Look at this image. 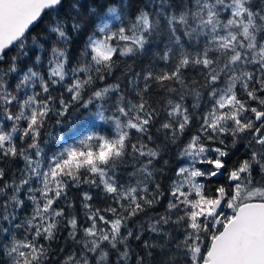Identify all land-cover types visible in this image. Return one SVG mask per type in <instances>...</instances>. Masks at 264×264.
Returning a JSON list of instances; mask_svg holds the SVG:
<instances>
[{"label": "snow or ice", "instance_id": "1", "mask_svg": "<svg viewBox=\"0 0 264 264\" xmlns=\"http://www.w3.org/2000/svg\"><path fill=\"white\" fill-rule=\"evenodd\" d=\"M165 4L166 0H160L156 18L142 8L134 19L126 21L128 5L124 0H113L106 9L104 5L99 9L89 8L87 18L80 11V0H72L69 9L63 12L64 0H0V61L5 50L18 46V55L0 69V118L11 122L10 129L0 128V154L19 155L25 161V174L19 183L13 181L0 187V252L10 264H45L50 249L40 240L55 239L65 215L64 209L55 208V204L65 196L69 180L73 184L102 188L117 205L93 210L89 204L92 196L88 192L83 194L90 221L83 228L86 251L99 252L97 264H103L109 255L104 245L117 250L122 245L118 261L128 264L129 238L139 241L141 236L131 229L124 235L123 229L130 218L159 203L164 195L161 185L154 180L157 170L153 162L160 155V146L149 147L142 139L133 143L131 137V130L146 134L159 115V110L146 99L152 82L168 94H179V100L167 99L164 105L167 118L158 131L170 130L171 136L166 139L175 144L194 118L201 123L179 151L185 160L175 170L176 178L169 186L167 209L158 218H150L155 222H149L148 229L167 237L164 226L184 225V237L176 243L175 251L182 253L187 264H264V5L256 8L250 0H187L178 13L168 14L164 11ZM45 11L53 13L47 33L56 37L50 49L47 78L34 70L36 65L21 75L18 61L27 55L24 51L27 34ZM161 17L166 22L171 46H166L159 58L165 62L175 59L173 67L160 72L149 68L135 73L136 79L130 83L137 89L138 100L128 99L117 83L95 90L88 100L82 101L83 91L94 79L103 80L112 73L116 54L128 56L145 50L150 38L160 30ZM86 28L90 32L81 52L83 62L69 69V29L80 34ZM182 36L189 41L204 37L203 48L189 51ZM32 43L37 44V37H32ZM38 47L43 49V45ZM41 59L37 55L36 64ZM189 66L200 67L203 84L195 79L186 80L184 70ZM12 74L19 76L14 90L7 80ZM69 74L72 82L66 85V90L71 101H82L85 110L95 103L96 112L91 115L95 120L111 124L112 134L89 131L83 135L72 133L67 138L57 136L58 150L47 156L39 139L49 113L55 111L62 117L70 107L61 98L60 108L55 109L50 88L63 84ZM141 76L143 88H139ZM116 93L120 94L109 104ZM202 93L209 98L207 109L194 116L185 107V96H193V108L198 109ZM250 101L256 106H250ZM22 123L26 126L21 127ZM92 127L96 125L93 123ZM16 136L23 142L30 139L31 143L18 149ZM243 136L249 137L244 145L246 158L234 161L229 167L233 149ZM147 139L153 138L149 135ZM129 161L133 170L127 173V182L121 183L118 170ZM256 169L259 179L254 176ZM3 176L0 169V177ZM217 176H226L228 186L212 187L210 182ZM31 183L39 186L28 187ZM153 183L155 189L150 190ZM25 187L27 199L34 207L31 216L16 223V210L25 203L18 194ZM5 189L11 191L7 198ZM105 213H111L112 218ZM175 213L179 214L173 220ZM67 223L72 229L69 236L75 239L79 230L77 218L72 216ZM21 230L24 235L18 238ZM169 243L170 239L165 244H150L146 240L143 248L150 258L157 247L165 253ZM202 246L207 250L203 251ZM171 251L167 248V252ZM145 259L138 256L137 264H145ZM68 261L89 264L86 258L74 260L70 256ZM176 261V255H166L162 264H176Z\"/></svg>", "mask_w": 264, "mask_h": 264}, {"label": "trees", "instance_id": "2", "mask_svg": "<svg viewBox=\"0 0 264 264\" xmlns=\"http://www.w3.org/2000/svg\"><path fill=\"white\" fill-rule=\"evenodd\" d=\"M72 0H64V8L63 11L69 9V5ZM113 0H80V11L84 13L83 18H87V13L89 8L99 9L101 5L105 6V9L109 3H112ZM187 0H166V4L164 5V11L168 14L173 12H179L181 10V6L183 3H186ZM124 3L128 5L126 8V21L129 19H134L135 15L140 9H144L153 13V18L155 17V12L160 8V0H124ZM250 3L254 5L256 8H259L261 5H264V0H250ZM171 5V7H169ZM255 10V9H254ZM72 15H76L75 12ZM53 13L49 11H45L42 14V17L38 21V23L28 32V39L25 46L24 51L27 53L26 56H21L18 61V67L21 70V75L23 71L27 70L28 67H34L35 71L40 72L45 78L48 75V61L50 57V49L53 43L56 41V37L54 35L49 36L47 33V26L51 24V17ZM226 19V16L224 17ZM161 27L160 30L154 34L149 43L145 46V50L140 52H136L134 54H130L128 56H120L116 54L115 60L117 61L116 66L112 69V73L106 74L103 80L94 79L92 85L88 86L82 93V101H86L89 99L92 92L97 89L104 88L107 85L111 84H119L121 88V92L124 93L128 99L138 100L137 97V89L133 87L130 83L131 80L136 79L135 73H141L149 68H151L154 72H160L161 70H170L174 63L175 59H172L169 62H165L159 58L160 55L166 50V46H171L169 43V34L167 31V25L163 17L160 18ZM119 27V24L116 25ZM90 32V28H86L82 33L76 34L69 29V36L71 37L70 42L67 45L70 63L67 65L69 69L78 63L83 62V58L81 57V52L84 50L85 41L87 40V36ZM182 34V33H181ZM32 37H37V44L32 43ZM182 40L184 42L185 48L189 51L195 52L201 48H203L205 43V38L200 37L197 40L189 41L187 37L182 36ZM38 45H43V49L38 47ZM58 47H63V44H58ZM18 55V46L11 47L10 49L5 51L4 59L0 61V69H4L8 66L10 62V58L12 56ZM41 56V62L36 64V56ZM90 59V57H89ZM81 78H83V74H80ZM184 76L186 80L192 81L195 79L199 84H203V77L201 75L200 67H192L189 66L184 70ZM19 76L12 74L7 77L9 87L11 90L15 89V84L17 83ZM72 82L71 74L66 77V80L63 84L53 85L50 88V93L53 97H55L54 108L59 109L60 104L59 100L63 98L66 102L70 103V107L68 111L64 114V116L56 115V112H50L47 118L46 124L41 132V136L39 139V143L41 147L44 149V152L47 156H51L54 151H57V140L55 139L57 136H63L67 138L72 133L79 132L80 135L86 134L89 131H96L100 134L111 135L112 134V125L105 124L99 120H95L91 114L96 112V104L93 103L88 106V109L85 110L82 107V101L72 102L71 95L66 90V85ZM174 87H179L178 85H173ZM139 88H143V79L142 76L139 80ZM36 91H40L39 87H36ZM120 93H116L112 95L109 104L113 103L116 99V95ZM243 97V94L240 93ZM21 98H23V93L20 94ZM146 99H149V102L153 107L159 110V115L156 119H154L153 123L149 126V130L146 134H138L135 130H131L132 142L136 143L137 140L142 139L145 143L148 144L149 147L156 148L158 145L160 155L154 160V168L157 170L156 175L154 177L155 182H158L161 185V191L164 192V195L160 198V202L148 207H145L144 211L138 213L136 216L129 219L126 227L123 229L122 234L126 235L127 230L131 229L141 236V239L137 241L134 237L129 238L128 246L130 248L129 261L128 264H137V257L144 256L145 264H162V261L166 258V255H176L177 261L176 264H187V261L182 258V253L175 251V245L184 237V225H175L170 224L163 227V232L167 233L168 236L161 233H152L148 229L149 222H155V220H151L150 218L163 215L167 209V204L169 200V186L171 181L176 178L175 170L180 166L182 159L179 155L180 149L183 148L184 144L190 139L193 134L199 129V125L201 121L197 119H193L190 125L186 128L185 133L180 136V138L176 141L175 144L171 143L170 139H166V136H171V131L169 130L167 133L164 130L160 129V124L167 118V112L164 108L166 105L167 99L179 100V94H168L165 90L161 89L155 82L151 84V90L149 91ZM208 96L205 93H202L201 107L198 109L193 108V104L195 103V98L191 95L185 96L184 104L185 107L189 109L194 116H198L204 111H206L208 106ZM250 106H256L255 102H249ZM16 110L15 107L12 109ZM111 115V112L108 113ZM251 115V113H249ZM57 120L61 122L59 124L56 123ZM95 124L96 127H92V124ZM26 124H21V127H25ZM0 128L4 130H8L11 128V122L6 121L0 118ZM151 135L152 141H148L147 137ZM78 137H73V139H77ZM249 137L243 136L237 143L236 149H233L234 155L231 156V159L228 161L229 167L232 166L234 161H238L239 159L246 158V149L244 145L248 143ZM47 141V143H46ZM14 142L18 149L27 148V144L31 143V140L28 139L26 142L20 141L19 137L16 136L14 138ZM229 144H231V140L229 139ZM68 143H72V139H68ZM250 155V150L248 151ZM168 163L165 164L164 162ZM132 162L129 161L128 165L122 167L118 170V177L121 183H125L128 180L127 173L131 172ZM0 169L4 171V176L0 177V187H2L5 183L11 184L13 181L19 183L20 179L23 178L25 174L23 170L25 169V161L24 159L17 155L15 157L12 156H3L0 154ZM254 176L259 179V170L256 169L254 172ZM135 181H133L134 183ZM211 186L215 187L220 184H224L226 187L228 186V182L226 180V176L224 178L214 179L211 181ZM38 183H31L28 187L36 188L38 187ZM155 189V183L150 186V190ZM88 192L92 199L89 201L90 206L93 210L95 209H105L109 205L113 207H117V205L113 202L111 196H106L103 192L102 188L94 187L91 184H73L71 180L68 181V186L66 188V193L63 198H60L58 202L55 204V208L60 209L63 208L65 215L61 219L60 224L58 225V230L55 234V239L52 241H46L41 239L40 243L44 244L48 247L49 253L45 264H71L68 261V258L71 256L74 260H80L86 258L89 264H97V257L100 255L99 252L91 253L87 252L83 245L84 240V232L83 228L88 227L90 221L87 219L86 212L87 210L84 208L83 202V194ZM5 198L11 195V191L9 189H5ZM21 200H24V205L21 209L16 210V215L18 219L16 223H21L27 217L31 216L33 204L30 200L27 199L28 188L25 187L22 189V192L18 194ZM71 204L72 207L69 208L68 205ZM11 211V210H10ZM179 213H175L172 215V219H176V215ZM108 218H112L111 213H105ZM72 216L77 218L78 222V232L76 238L73 239L69 236L71 232V226L67 223L68 219ZM99 223V221H98ZM103 227L104 225L101 224ZM24 235L23 230L18 234V238H22ZM170 239L171 243L166 245L165 253H161V249L157 247L153 252L152 257L146 256V250L143 248L144 241H148L150 244H165L166 240ZM203 247V246H202ZM167 248H171V252H167ZM104 250L108 251V258L103 262V264H119L118 256L119 252L123 251V246H118L117 249H111L109 245H104ZM207 248L203 247V251H206ZM83 253V257L81 254ZM0 264H10L8 258L0 252Z\"/></svg>", "mask_w": 264, "mask_h": 264}, {"label": "flooded vegetation", "instance_id": "3", "mask_svg": "<svg viewBox=\"0 0 264 264\" xmlns=\"http://www.w3.org/2000/svg\"><path fill=\"white\" fill-rule=\"evenodd\" d=\"M221 176H217L215 179H218V178H220ZM221 178H224V177H221ZM225 211H229V210H227V209H225Z\"/></svg>", "mask_w": 264, "mask_h": 264}, {"label": "rangeland", "instance_id": "4", "mask_svg": "<svg viewBox=\"0 0 264 264\" xmlns=\"http://www.w3.org/2000/svg\"><path fill=\"white\" fill-rule=\"evenodd\" d=\"M181 157V156H180ZM35 158V157H34ZM181 159H182V162L185 160V158L184 157H181ZM182 162H181V164H182ZM181 164H180V166H181ZM179 166V167H180Z\"/></svg>", "mask_w": 264, "mask_h": 264}, {"label": "water", "instance_id": "5", "mask_svg": "<svg viewBox=\"0 0 264 264\" xmlns=\"http://www.w3.org/2000/svg\"><path fill=\"white\" fill-rule=\"evenodd\" d=\"M42 14H43V13H42ZM39 20H40V19H39ZM39 20H38V21H39ZM37 23H38V22H37ZM37 23H35V25H36ZM35 25H34V26H35ZM34 26H32L31 29H32ZM5 51H6V50H5Z\"/></svg>", "mask_w": 264, "mask_h": 264}]
</instances>
